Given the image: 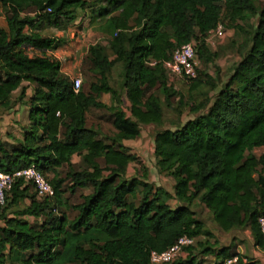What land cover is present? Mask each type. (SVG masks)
Wrapping results in <instances>:
<instances>
[{"label": "trees", "instance_id": "trees-1", "mask_svg": "<svg viewBox=\"0 0 264 264\" xmlns=\"http://www.w3.org/2000/svg\"><path fill=\"white\" fill-rule=\"evenodd\" d=\"M91 1L101 4L93 15L103 17L96 22L108 46L89 48L85 67L93 81L76 93L73 80L51 55L64 40L44 32H66ZM260 1L259 10L254 0H0L7 23L0 31V112L14 108L13 94L25 82L34 86L24 139L5 142L0 129V173L36 166L55 190L53 199L40 200L32 186L14 185L0 210V264H151L153 252H165L183 237L196 244L172 264H206L217 243L199 241L206 236L194 210L199 204L225 232L250 227L264 251L259 225L264 155L254 154L264 147ZM255 18L257 23L249 25ZM221 24L246 35L241 62L220 90L201 70L197 78L185 79L190 93L205 99L188 104L191 120L156 134L157 168L174 180L172 195L151 182L150 171L126 142L140 139L142 126H162L165 112L157 90L173 108L178 93L164 63L194 42L200 64H213L217 56L207 38ZM116 67L122 71L130 114L123 109V94L111 84ZM104 95H111V107L102 102ZM25 97L24 91L19 100ZM93 109L112 112V136L89 126L87 114ZM132 164L141 165L143 174L130 179ZM86 189L89 193L77 204L67 197ZM27 200L25 208L12 211ZM234 257V264H258L233 247L220 249L215 260Z\"/></svg>", "mask_w": 264, "mask_h": 264}, {"label": "rangeland", "instance_id": "rangeland-1", "mask_svg": "<svg viewBox=\"0 0 264 264\" xmlns=\"http://www.w3.org/2000/svg\"><path fill=\"white\" fill-rule=\"evenodd\" d=\"M254 6L257 9L262 8V2L260 0H254ZM101 4H97L95 2H89L86 10L81 12L79 20L72 26L68 28L66 32H54L52 29H47L44 32V35L48 37H56L58 39L64 40V45L60 48L55 50L51 53L58 54L57 59L58 61L67 62L68 60H73L74 62L78 63L80 71L77 74L83 75V79L85 82L83 83L82 88H87L88 85L93 81V75L88 72L85 67L88 50L91 46L94 45H103L105 47L108 46L106 37L103 33H101L100 25L96 22L98 17L93 15V11L100 7ZM106 6V3H104ZM103 5L101 7H104ZM6 11L0 7V17H3L5 21L6 19ZM32 13V12H31ZM34 15V13H33ZM258 19H253L249 25H254L257 23ZM244 25V23H240ZM246 29H248V25H244ZM71 29V31H69ZM227 35L224 39H213L209 44V47L213 53L216 54V61L209 66H205L204 64H200L199 70L209 74L218 84V90L224 88L225 84L230 80V76L232 74V70L236 66V64L241 62V55H240V46L243 44L244 40L246 39V35L244 33H237L235 29L227 26ZM75 35L72 38V35ZM67 49V51H65ZM70 52H72L70 54ZM76 74V75H77ZM173 88L178 93V95L172 100L173 108L167 106L165 102V97L161 94L159 90L156 91L157 96L160 98L161 103L164 106L165 112V119L162 126H142V137L135 142H131L128 144L130 152L133 154L138 155L140 161L142 163V167L150 171V180L154 183L157 187L164 189L167 192L174 193V185L175 182L172 178H169L165 175L160 174L155 157V140L156 134L158 131L162 130H176L179 125H183L189 120L193 118L190 113V108L188 104L193 103L199 96L205 97L203 95H199L198 93H190V83L185 79H177L175 81H171ZM121 83H122V71L120 67H116L111 75V84L115 90L123 94L121 90ZM210 90L209 87H205L203 93H207ZM216 93V92H215ZM214 92L211 93V95ZM16 94L15 97H17ZM111 99V98H110ZM199 100L204 101V100ZM183 102V105L180 103ZM129 104L128 101L123 102V109L125 112L129 113ZM5 112H0V116ZM105 119L107 120L108 124L106 123L105 127H102V132L106 136H112L114 134V129L112 126L111 116L109 113L106 114ZM94 121L92 117L90 118V122ZM1 121V119H0ZM5 130H2L1 135L2 138L7 140L8 138V131L12 132L11 135L13 137L18 138V133L16 126H4ZM7 129V130H6ZM257 157H261L264 155V147L260 148L255 151L254 153ZM141 165L132 164L128 170V177L131 179L135 176H141L143 174V168ZM62 176L66 177L68 169L65 168L61 170ZM89 193V190H78L75 195L70 196V193L67 194V197L71 198V202L73 204H77L81 201L80 196L82 194ZM173 206H176L174 201H171ZM27 206V203L22 202L19 207H14L12 211H19ZM194 210L197 212V218L201 220L205 225V237H201L199 241H203L205 243L208 239L210 241L209 246H214L217 243L215 251L216 253H211L215 257H217L220 249L233 247L234 251L240 253L248 258L250 261L257 262L258 264H264V251L260 250L257 245L255 238L252 234V231L249 228L245 229H236L230 232L223 231L214 221L213 214L203 205H196ZM31 222L33 219L28 218ZM4 225L2 220H0V226ZM207 232L209 233L207 235ZM210 237V238H208ZM209 255L204 259L208 262L215 259V257ZM10 264V263H8ZM16 264H19L17 262Z\"/></svg>", "mask_w": 264, "mask_h": 264}, {"label": "built area", "instance_id": "built-area-1", "mask_svg": "<svg viewBox=\"0 0 264 264\" xmlns=\"http://www.w3.org/2000/svg\"><path fill=\"white\" fill-rule=\"evenodd\" d=\"M1 31V23H0ZM228 31L224 25H219L215 31H212L207 42L210 44L213 39H224ZM34 54L31 53V56ZM200 61L196 53V44L185 45L179 48L171 61L165 62L164 67L167 71L170 81L177 79L192 80L199 75ZM74 89L78 93L83 86V78L81 74H77L73 79ZM19 181H23L24 184L32 186L34 191L38 195L40 200H50L55 197V190L51 183H49L43 174L36 168L31 166L27 169L16 170L12 173H0V210L6 206L7 197L12 191L14 185ZM259 225L261 232L264 237V214L259 217ZM196 244V239L183 237L176 245L171 247L169 250L158 253L153 252L151 255V264H172L184 255L186 247L193 246ZM238 261V257L227 259L223 261L211 260L206 264H234Z\"/></svg>", "mask_w": 264, "mask_h": 264}, {"label": "crops", "instance_id": "crops-1", "mask_svg": "<svg viewBox=\"0 0 264 264\" xmlns=\"http://www.w3.org/2000/svg\"><path fill=\"white\" fill-rule=\"evenodd\" d=\"M3 20H4V18L3 17H0L1 26L2 27H6L7 26L6 20L5 21H3ZM75 24H74V26H76ZM69 31H71V29H69ZM74 36L75 35L73 34L72 35V38H74ZM65 51H67V49H65ZM71 53L72 52H70V54ZM51 55H53L56 58L58 57V54H56V53H52ZM61 64H62V72H63V74H65L66 76L70 77L72 80L75 78V76L78 73V71H80V68H79L78 63L74 62L71 59L68 60L67 62L66 61L65 62H62L61 61ZM82 78H83V75H82ZM84 82H85V79H83V83ZM24 91L26 92V97L24 98L23 101H21L19 99L22 96V93ZM16 94H18L17 97H15ZM33 95H34V86H32L28 82H25L22 85V87L13 94V99L16 101V105L14 106V108L12 110L3 113L2 116H0V119H1V121H0V129H1V132H2V130H5L3 128V125L4 126L11 125V126L18 127L17 128V131H19L20 133H18L19 136H18V138H16V137H13V135H11L12 132L8 131L9 135H8L7 140H5L4 138H2L5 142L14 144L16 140H22V139H24L25 128L30 125V114H31V110H30V105H29L28 102L33 97ZM126 100L128 101V99L126 98V95H124V93H123L122 102H124ZM102 102L105 105L110 106V107L113 105L111 95H104L103 98H102ZM128 104H129V106H131V104H130L129 101H128ZM107 113H109L110 116H112V112H109L108 110H94V109L91 110L87 114L89 126H94V127L98 128L99 130L102 127H105L106 126V123L108 124L107 120L105 119V116H106ZM91 117L93 119H95V120L94 121L91 120V122H90V118ZM133 142H135V141H133ZM129 143H131V142H126V146L127 147H128V144ZM80 162H81V159L79 157H75L74 158V163H78L79 164ZM174 193H170V194L174 195ZM25 203H27V205H29L30 202L27 200ZM174 203H176V206L175 207L173 206L172 202H171V205L174 208H178L179 203L177 201H174ZM28 218L29 217H27L26 219L28 221H30ZM30 219H33V218H30Z\"/></svg>", "mask_w": 264, "mask_h": 264}]
</instances>
